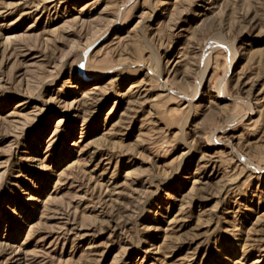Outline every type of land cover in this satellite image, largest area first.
Returning a JSON list of instances; mask_svg holds the SVG:
<instances>
[{
	"label": "rangeland",
	"instance_id": "rangeland-1",
	"mask_svg": "<svg viewBox=\"0 0 264 264\" xmlns=\"http://www.w3.org/2000/svg\"><path fill=\"white\" fill-rule=\"evenodd\" d=\"M0 264H264V0H0Z\"/></svg>",
	"mask_w": 264,
	"mask_h": 264
}]
</instances>
